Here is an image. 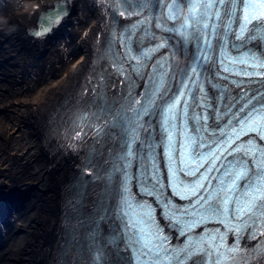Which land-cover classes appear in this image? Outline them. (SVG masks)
Listing matches in <instances>:
<instances>
[{
    "label": "bare ground",
    "instance_id": "6f19581e",
    "mask_svg": "<svg viewBox=\"0 0 264 264\" xmlns=\"http://www.w3.org/2000/svg\"><path fill=\"white\" fill-rule=\"evenodd\" d=\"M119 16L106 0H0V264H127L114 224L101 221L119 138L69 124L143 87L121 58L116 75L102 57ZM176 48L173 75L192 51Z\"/></svg>",
    "mask_w": 264,
    "mask_h": 264
},
{
    "label": "snow or ice",
    "instance_id": "6c2138e0",
    "mask_svg": "<svg viewBox=\"0 0 264 264\" xmlns=\"http://www.w3.org/2000/svg\"><path fill=\"white\" fill-rule=\"evenodd\" d=\"M120 2L126 10L138 8L137 15L145 11L149 13L146 19H141L121 35L124 58L135 61L131 65L134 71L139 72L143 61L151 60L154 53L170 46L168 41L175 35L179 36L178 43L185 51L191 46L193 64L191 72L184 74L185 78L181 80V87L174 97L168 95L169 89L165 87L163 76L159 79L150 76L152 87L143 93V103L129 93L123 103L118 106L104 103L94 114L101 122L95 129L97 136L103 133L112 138L118 137L121 144V152L114 157L107 178L109 183L113 174L119 178L114 191V205L110 204V212L105 209L101 221L107 219L115 225L113 242L119 240L126 251H131L134 264H251L254 253L264 255V240L259 239L264 237V144L258 143L264 141V93L249 96L240 87L244 81H240L237 84L241 91L239 97L230 98L225 111L214 110L216 129L208 130L207 115L193 117L197 125L203 121V129L197 126V135L186 134L179 149L173 148V132L178 115L185 116L187 113L188 99L193 91L189 81L193 87L197 86L199 70L212 60L214 40L220 56L228 59L230 64L245 66L234 75L264 76V71H258L264 69V58L256 52L248 50L239 60L226 56L229 33L233 41L241 42L245 47L258 37L264 38V31H261L264 28V0ZM184 8H187V13L181 17ZM119 14L122 16L123 12ZM159 15L163 16V20L157 27L168 32L169 36L154 48L144 49L137 45L138 50L134 53L132 43L135 33L143 31L144 36L155 39L150 25ZM222 16L228 18V24L223 26L221 34L219 22ZM177 20H182L178 26L175 23ZM169 22L170 27L167 26ZM146 23L149 25L147 28L143 27ZM232 23L237 24L235 30L231 28ZM136 39L140 43L143 41L142 37ZM233 47H236L235 43ZM165 63L166 57L157 59L153 64L154 71L163 69ZM219 63L223 71H231L224 59H219ZM249 68L253 71H248ZM200 87L202 90V85ZM165 97L168 98L166 101ZM181 100L184 101L183 106ZM154 111L163 116L162 131L167 141L165 154L170 162L167 185L165 177L160 176L159 169L150 162L143 173L135 177L138 193H132L129 187L134 178L129 173L131 161L133 158L150 159L154 149L151 143L140 140L141 132L148 133L151 120L146 118L151 117ZM220 121L224 122L223 126ZM248 134L254 136L242 141V136ZM140 151L145 154L142 156ZM229 156L233 159L228 160ZM149 197L153 200L149 201ZM157 208L169 232L175 233V245L157 219ZM211 222L222 225L224 231L207 227H203L201 232L195 231ZM229 234L233 237L231 245L227 241ZM244 236L257 240L251 251L240 248V240ZM197 257L199 259H194ZM96 259H102L99 250Z\"/></svg>",
    "mask_w": 264,
    "mask_h": 264
},
{
    "label": "water",
    "instance_id": "95a60500",
    "mask_svg": "<svg viewBox=\"0 0 264 264\" xmlns=\"http://www.w3.org/2000/svg\"><path fill=\"white\" fill-rule=\"evenodd\" d=\"M68 1V0H67Z\"/></svg>",
    "mask_w": 264,
    "mask_h": 264
}]
</instances>
